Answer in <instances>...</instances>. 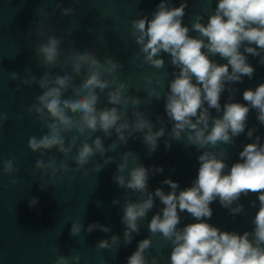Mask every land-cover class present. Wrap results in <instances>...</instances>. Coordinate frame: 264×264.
Masks as SVG:
<instances>
[{"label":"clouds","instance_id":"9594fccd","mask_svg":"<svg viewBox=\"0 0 264 264\" xmlns=\"http://www.w3.org/2000/svg\"><path fill=\"white\" fill-rule=\"evenodd\" d=\"M186 8L187 0H181L178 7L170 6V0H161L151 19L138 13V18L130 21L131 36L139 45L137 66L148 64L162 69L165 66L162 53H167L171 65L178 70L171 73L169 90L164 94L165 114L172 125L170 130L159 116L157 123L161 126L156 129V124L140 108L143 100L129 94L128 84L119 80L118 70L123 68L121 62L111 57L102 62L92 49H76L74 41L69 42L72 46L63 58V65L70 67V73L45 72L39 79L34 75L21 79L16 72L8 73L12 81L20 80L29 88L36 84L41 89L35 103L27 109L28 115L35 113L47 130L40 137H29L27 145L41 157L34 167L40 171L42 180L48 177L46 182L40 183L41 190L65 179L71 187L76 173L84 171L88 174L86 166L97 154L103 162L96 163L91 170L101 171L105 165L116 162L115 156L106 157L105 153L115 152L136 133L140 134L139 138L151 155L157 150L159 139L166 135L170 138L164 142L166 149H171V141H186V146H195L197 151L217 149L221 144L234 145V137L245 132L250 109L256 110L257 120L264 125V83L255 89L244 90L246 104L232 102L236 91L232 85L242 83L245 76L251 79L255 73L246 54L259 57L258 63L264 65V0H218L207 23L198 13L191 21V27L183 24ZM56 9L61 18L76 14L74 7H63L61 3L56 4ZM36 13L43 17L53 15L43 7L37 8ZM190 31L197 35H189ZM54 32V25L41 20L25 36L28 40L34 36L39 41L33 45L34 53L39 64L48 69L60 66L61 46L65 43V35L49 34ZM42 37L46 39L42 40ZM216 55L227 63L210 59ZM77 77H82L78 85L74 84ZM144 80L151 85L153 77L145 76ZM155 80L157 84L161 83L158 76ZM226 88L230 93L229 102L222 108L220 98ZM19 90L18 85L16 91ZM69 91L72 95L65 97ZM148 94L161 98L155 89H149ZM101 95L106 96L111 107H98ZM129 105L132 107L131 120ZM210 109L217 113L222 111L223 115L213 117ZM7 120L8 114L0 112V126ZM254 131L255 128L248 129L247 137L251 138ZM97 132L103 136L95 135ZM113 134L116 140L106 147L105 139ZM81 137L86 138L76 149ZM260 141V136H256L252 143L246 144L239 152L240 160L230 169L226 163V149L204 150L197 157L199 168L192 185L178 191L179 183L166 178L162 183L170 187L171 191L167 193L162 188L149 191L148 185L150 176L163 173V166L146 167L137 163L139 157L132 150L124 152L112 179L125 189L121 216V222L126 225L125 246L132 243L133 233L139 234L140 221L154 207L155 198L164 205L148 223L151 235L138 242L136 250L127 258V264H157V257L149 259L147 256L152 247V236L157 234L171 244L169 264H264V144ZM54 148L63 156L59 161L50 154ZM74 149L76 154L72 155ZM69 157L74 167L69 164ZM130 159L132 167H129ZM15 161L14 155L0 161V174L13 177L18 172ZM19 183L18 179L11 180L12 185ZM129 190L139 194L136 201L127 198ZM249 193H256L259 201L252 231L243 234L222 231L207 222L213 215L210 205L214 201L219 200L220 205L235 217L244 210V205L239 203L241 196ZM38 203L33 197L29 207L34 208ZM112 203L118 205L121 201L114 198ZM251 206L255 207L256 201H252ZM185 211L196 222L180 228V213ZM97 229L104 233L111 231L110 226L99 222L90 223L85 229L83 220L77 219L72 222L70 235L78 237L82 230L90 234ZM120 240L119 236L112 235L110 239L98 241L95 247L118 251ZM72 253L58 255L54 264H80L79 253L75 249Z\"/></svg>","mask_w":264,"mask_h":264},{"label":"water","instance_id":"95a60500","mask_svg":"<svg viewBox=\"0 0 264 264\" xmlns=\"http://www.w3.org/2000/svg\"><path fill=\"white\" fill-rule=\"evenodd\" d=\"M160 2L161 0H0V112L8 114V120L0 126V161L14 155L15 166L18 168V172L13 177L0 174V264H54L58 255L74 254L72 249L81 256L80 264H102L101 258L103 264H127V258L136 250L138 242L151 235L148 231V223L153 215L161 212L164 205L159 198H155L154 207L147 217L140 221L139 234L133 233L132 243L125 246L123 233L126 225L121 222L126 198L125 189L119 187L112 179L124 152L132 150L139 157L137 163H142L146 167L163 166V173L150 176L148 185L149 191L154 192L155 189L162 188L167 193L171 189L162 183L166 178L179 183L178 191L192 185L199 168L197 157L204 150L226 149L228 153L226 163L230 169L233 163L240 160L239 152L246 144L252 143L256 136H260V142L264 144V125L257 120L256 110L250 109L245 132L234 137V145L221 144L217 149L197 151L195 146H186V141H171V149H166L164 142L170 140L166 135L159 139L155 153L149 155L147 146L139 138L140 134L136 133L129 138L127 144H121L115 152L105 153L106 157L115 156L116 162L105 165L101 171L91 170L96 163L103 162V158L97 154L86 166L88 174L85 175L84 171L76 173L71 187L69 181L65 179L64 182H58L46 190L39 188L40 183L46 182L48 177L42 180L40 171L34 167L36 160L41 157L39 153H33L27 145L29 137H40L47 130L35 113L28 115L27 109L35 103V98L41 94V89L36 84L29 88L23 86L20 80L12 81L8 73L16 72L21 79L26 75H34L39 79L45 72L60 75L70 73V67L66 68L63 65V58L72 46L69 42L74 41L76 49L79 51L92 49L102 62L108 57L121 62L123 68L118 70L119 80L128 84L129 94L143 100L140 108L156 124V129L161 126L157 123L159 116L170 130L172 125L168 123L165 114L164 94L169 90L171 73L178 70L171 65L167 53H162L165 60L162 69H156L148 64L138 67L135 60L136 54L139 53V45L131 36L130 24L132 19L138 18V13L141 17L147 15L151 19ZM57 3H61L63 7H74L76 14L61 18L60 11L56 9ZM180 3L181 0H170V6L178 7ZM217 3L218 0H187L183 24L191 27V21L198 13L203 15V22L207 23ZM39 7L45 8L53 15L51 17L37 15L36 9ZM41 20H46L55 26V32L49 34L65 35L59 67L48 69L39 64L33 47L39 41H36L34 36L31 40L25 38L28 31L35 28ZM69 32L70 36L67 35ZM189 35L195 37L197 33L190 31ZM41 39L44 40L46 37ZM246 55L248 62L255 68V73L251 79L245 76L242 83L237 82L232 85L236 89L232 102L242 104L247 103L243 99L245 89H255L259 84L264 83V65L258 63L259 57ZM210 59L220 64L227 63L219 55ZM145 76L153 77L151 85L144 80ZM155 76L159 77L160 84L156 83ZM81 78H75L74 84L78 85ZM18 85L20 90L16 91ZM149 89H155L160 93L161 98L149 96ZM71 95L69 91L65 97ZM229 95L226 88L220 98L222 108L226 102H229ZM105 106L112 105L107 103L105 95H101L98 107ZM131 111L132 107L129 105L130 120ZM210 112L213 117L223 115L222 111L217 113L215 109H210ZM251 128H255V131L253 136L248 138L247 131ZM95 135L103 136L101 132ZM70 136L71 134L69 138ZM85 138L81 137L76 149ZM114 140H116L115 134L105 139V146L107 147ZM76 149L73 150L72 155L76 154ZM50 154L58 161L63 158L55 148ZM44 159L46 160L47 157ZM69 164L74 167L71 157ZM132 166L130 159L129 167ZM12 179H18L20 183L12 185ZM5 185L7 187H4ZM138 196V193L128 191V199L136 201ZM33 197L37 198L39 203L34 208H30L29 201ZM114 198L120 199L121 203L114 205L112 203ZM252 201H256L255 207L251 206ZM239 203L244 205V210L233 217L228 209L220 205L219 200L214 201L210 205L213 215L207 222L222 231H235L239 234L252 231L254 228L252 220L259 207L257 194L242 195ZM180 215L181 223L178 225L180 228L196 222L186 211ZM77 219L83 220L85 229L88 224L99 222L110 226L111 231L104 233L97 229L89 234L82 230L78 237H72L71 225ZM112 235L121 238L118 251L98 250L95 247L98 241L110 239ZM170 252L169 241L160 234L152 236V247L147 252L149 259L155 256L157 264H169Z\"/></svg>","mask_w":264,"mask_h":264}]
</instances>
